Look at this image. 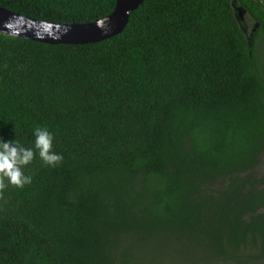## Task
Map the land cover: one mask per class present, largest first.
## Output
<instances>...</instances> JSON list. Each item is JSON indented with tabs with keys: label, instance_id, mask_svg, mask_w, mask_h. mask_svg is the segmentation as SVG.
Masks as SVG:
<instances>
[{
	"label": "trees",
	"instance_id": "trees-1",
	"mask_svg": "<svg viewBox=\"0 0 264 264\" xmlns=\"http://www.w3.org/2000/svg\"><path fill=\"white\" fill-rule=\"evenodd\" d=\"M115 4L0 0L61 24ZM38 127L64 159L37 152L32 183L0 195V264L264 261L259 0H146L121 33L87 44L0 32V138L34 149Z\"/></svg>",
	"mask_w": 264,
	"mask_h": 264
},
{
	"label": "water",
	"instance_id": "water-1",
	"mask_svg": "<svg viewBox=\"0 0 264 264\" xmlns=\"http://www.w3.org/2000/svg\"><path fill=\"white\" fill-rule=\"evenodd\" d=\"M146 0H116L114 10L89 23L61 24L29 18L0 6V32L46 44H87L113 37L126 27L129 15ZM234 8V6H233ZM238 10L243 13L241 8ZM105 21L103 28L98 22ZM11 23V29L5 27Z\"/></svg>",
	"mask_w": 264,
	"mask_h": 264
},
{
	"label": "clouds",
	"instance_id": "clouds-1",
	"mask_svg": "<svg viewBox=\"0 0 264 264\" xmlns=\"http://www.w3.org/2000/svg\"><path fill=\"white\" fill-rule=\"evenodd\" d=\"M264 6V0H259ZM105 21L98 22L103 28ZM5 27L11 29L13 25L8 23ZM35 137L34 149L24 147L18 140L5 141L0 138V195L9 185L22 189L32 183V177L26 175L24 169L32 164L37 152L44 165L56 167L64 159L62 154L54 150L55 136L47 128H36L33 132Z\"/></svg>",
	"mask_w": 264,
	"mask_h": 264
},
{
	"label": "rangeland",
	"instance_id": "rangeland-1",
	"mask_svg": "<svg viewBox=\"0 0 264 264\" xmlns=\"http://www.w3.org/2000/svg\"><path fill=\"white\" fill-rule=\"evenodd\" d=\"M239 7L234 6V10L237 16V19L241 21L242 23V27L244 30V33L246 36H248L252 30V23L251 20L248 18L247 15H245V13H241L238 10ZM263 172H264V167H263ZM146 262L144 264H168V260L167 259H159V261H152L151 258H148L147 260H145ZM247 263H243V264H255V262L252 261V259L247 260ZM259 264V263H258ZM262 264H264V262H262Z\"/></svg>",
	"mask_w": 264,
	"mask_h": 264
},
{
	"label": "flooded vegetation",
	"instance_id": "flooded-vegetation-1",
	"mask_svg": "<svg viewBox=\"0 0 264 264\" xmlns=\"http://www.w3.org/2000/svg\"><path fill=\"white\" fill-rule=\"evenodd\" d=\"M253 261V260H252ZM253 262H255V261H253ZM262 262H264V261H261V262H255V264H262Z\"/></svg>",
	"mask_w": 264,
	"mask_h": 264
}]
</instances>
